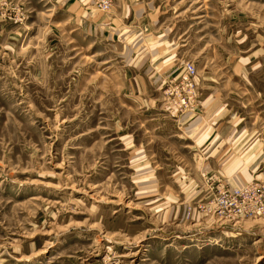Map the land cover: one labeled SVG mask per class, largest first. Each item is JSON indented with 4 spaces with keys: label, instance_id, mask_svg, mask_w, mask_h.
Returning <instances> with one entry per match:
<instances>
[{
    "label": "rangeland",
    "instance_id": "1",
    "mask_svg": "<svg viewBox=\"0 0 264 264\" xmlns=\"http://www.w3.org/2000/svg\"><path fill=\"white\" fill-rule=\"evenodd\" d=\"M101 1L0 0V264H264V0Z\"/></svg>",
    "mask_w": 264,
    "mask_h": 264
},
{
    "label": "built area",
    "instance_id": "2",
    "mask_svg": "<svg viewBox=\"0 0 264 264\" xmlns=\"http://www.w3.org/2000/svg\"><path fill=\"white\" fill-rule=\"evenodd\" d=\"M101 3H103L105 6L107 4L106 1H104V0H102ZM194 74H195V69L192 66L186 67L183 74H182V78H181L182 84L187 88L188 94H191L192 88L194 86V81H193ZM189 98H190V96L187 97V99H189ZM182 102L185 103L186 99L183 98Z\"/></svg>",
    "mask_w": 264,
    "mask_h": 264
}]
</instances>
